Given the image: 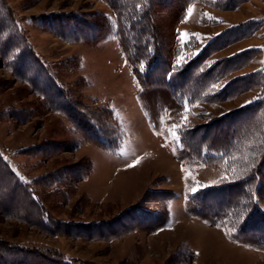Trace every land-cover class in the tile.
<instances>
[{
	"label": "rangeland",
	"instance_id": "1",
	"mask_svg": "<svg viewBox=\"0 0 264 264\" xmlns=\"http://www.w3.org/2000/svg\"><path fill=\"white\" fill-rule=\"evenodd\" d=\"M181 1H152L157 4L155 23L164 61L158 73L138 61L139 76L121 46L120 19L104 0H2L20 37L70 100L86 111L110 110L122 137L113 149L88 141L67 116L51 112L44 98L16 79L0 57V156L40 197L51 221L84 228L80 235L43 233L0 210V243L90 264H264L263 251L231 241L236 230L229 223L221 228L187 213L186 202L199 191L231 178L227 174L231 165L227 160L206 164L211 157L207 151L201 158L188 159L181 153L180 141L171 136L173 130L179 135L236 114L234 126L238 129L245 119L243 128L250 131L232 157L252 155L248 148L257 141L251 130H259L263 114L256 113L260 118L256 122L238 112L264 100V0H195L180 12L176 7ZM227 5L234 9H222ZM58 18L65 29L61 22L51 23ZM72 21L78 29L95 30L74 39L65 32ZM243 26L249 30L246 37L232 42ZM106 32L109 36L103 39ZM223 36L231 44L219 48ZM181 56L185 59L178 65ZM198 57L204 71L223 59H236L234 65L244 61L232 70L215 67V74L224 71L212 82L222 85L218 90L205 96L208 86L199 99L191 92L188 98H179L185 108L177 112L181 119L175 124H184L186 116L187 126L173 129L169 104L159 102L158 108L150 105L153 111L147 110L145 104H151L156 94L148 100L142 94L157 90L153 79L158 74L173 76ZM100 118L103 124L109 122L105 113ZM238 163L235 160L231 171L242 170ZM138 205L143 212L166 214L164 226L91 237L96 231L89 226L126 220L124 214ZM255 205L264 214V199L258 196Z\"/></svg>",
	"mask_w": 264,
	"mask_h": 264
},
{
	"label": "trees",
	"instance_id": "2",
	"mask_svg": "<svg viewBox=\"0 0 264 264\" xmlns=\"http://www.w3.org/2000/svg\"><path fill=\"white\" fill-rule=\"evenodd\" d=\"M104 1L110 5L118 19H120L121 31L119 32V37L121 46L136 74L140 76L136 67L138 61L146 63L150 72H157L162 67L160 63L164 61L161 55V32L155 23L157 4L154 5L152 3L153 0H144L143 4H141V0ZM193 1L195 0L181 1L176 10H180V12L185 10ZM222 9L231 10L234 7L227 5L223 6ZM61 19H50V21L51 23L55 22V24L56 22H61L59 26L65 29ZM245 26L241 28V31L236 32L240 37L236 40L232 39V42L246 37L244 34L249 30ZM66 27H69V30L65 31L66 34L72 35L74 39L85 37L83 32L92 30L91 27L78 29V26H75L73 21ZM93 31L90 33H93ZM20 34L21 31L15 23L13 14L7 5L0 0V57L5 66L14 73L16 79L18 78L21 82L29 85L35 94L44 98L51 112L62 113L67 116L88 141L99 148H116L115 146L119 143L122 135L113 123L112 112L110 110L105 111V109L86 111L87 109L83 105L70 100L69 96L52 77L50 71L39 64L36 57L29 50L28 45H26V41L22 36L20 37ZM107 35L109 36L108 32L104 33L102 35L103 39ZM231 35L234 38L237 37L235 34L231 33ZM90 36V39L94 40V35ZM224 37L223 44L217 45L219 48H224L231 44L229 42L230 39ZM217 41L215 40L214 42ZM198 58L189 62V65L185 68L177 69L176 74L173 76L166 78L165 74H158V78L153 79L158 91L148 89L149 92L142 94V96L146 97V100L154 98L153 95L156 94L152 103L149 100L151 104H145L146 109L153 111L150 105L158 108L159 102H165L170 106L171 120H175L174 123L180 122L181 118L178 119L177 112H181L185 108L180 99L188 98L189 92L193 93L194 98L199 99L207 90V87L211 86L215 79L224 74L222 70H229L230 68L232 70L237 67L240 61H244L240 60L234 65L236 59H223L216 63V66H220L222 70L215 74L216 66L210 70L202 71L200 62L203 60ZM140 80V82L144 83L142 79ZM235 83L236 81H233L231 84L234 85ZM244 86L246 87L247 85L244 84ZM209 90L205 92V96L209 95ZM191 101L195 102V100ZM101 112L109 117V122L104 120L106 124L101 122ZM257 112L263 114V118H261L262 127L260 123L259 130L256 132L251 130L257 142L255 145L253 144V147L248 148L249 151L252 149L253 152L247 159L232 157V155L234 156L233 153H236L237 149L240 148L245 135H248L250 131L249 128L245 132L243 128V124L245 123L246 125L248 122L245 119L240 121L238 129L234 126L235 122L233 120L236 114H229L224 119L214 120L203 126L200 124L194 126L191 130L180 132L179 136L181 139L179 144H181L182 148L181 153L188 159L201 158L203 153L207 151L211 157L205 159L206 164H217L227 160L232 167L235 164V160H237L242 167L241 171H239L238 167L236 171H231L234 167H230L227 173L231 177L229 178L230 180L228 179L227 182L220 186L201 190L194 198L187 201V213L210 225L221 228H224L225 224L229 223V227L232 225L236 230L230 236L231 241L264 252V214L257 210L255 205V199L258 196L264 199V100L238 113L244 114L247 119L250 117L258 122L260 118L257 120ZM151 117L153 118V115ZM250 159L252 162H250ZM180 160L184 161L182 158ZM0 210L4 216L26 223L43 233L80 235L81 231L84 230L82 226H66L51 221L40 197L28 185L23 184L19 180L18 176L1 156ZM124 215L126 220L122 217L121 221H115L109 225L102 223L97 226H89L88 228L93 232L96 231L91 237H117L138 227H146L154 231L162 228L167 221L166 214L157 215L143 212L141 205L134 207ZM117 222L119 223L117 224ZM0 264L90 263L69 260L55 252L13 247L0 243Z\"/></svg>",
	"mask_w": 264,
	"mask_h": 264
},
{
	"label": "snow or ice",
	"instance_id": "3",
	"mask_svg": "<svg viewBox=\"0 0 264 264\" xmlns=\"http://www.w3.org/2000/svg\"><path fill=\"white\" fill-rule=\"evenodd\" d=\"M191 11H192V9L191 8H189L188 9V12L189 13H191ZM184 35H187V34H184ZM185 58L183 57V56H181L180 58H179V60L177 61V64L179 65L180 63H181V61H183ZM213 63H215V62H213ZM202 71H203V69H201ZM222 85H220L219 83H214L213 85H211V87H210V90H209V92L211 93L212 91H215V90H218L220 87H221ZM253 101H248V102H246V103H252ZM184 121H185V123L184 124H182V125H178V124H173L172 125V128L173 129H176V128H183V127H186L187 126V124H186V121H187V117L185 116L184 117ZM171 136L174 138V140L175 141H177V142H179L180 141V139H181V137L179 136V135H177V132L175 131V130H173L172 132H171ZM174 151H175V149H174ZM21 179H23V177H21Z\"/></svg>",
	"mask_w": 264,
	"mask_h": 264
}]
</instances>
